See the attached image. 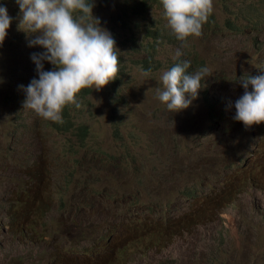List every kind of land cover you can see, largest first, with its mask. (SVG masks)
I'll return each mask as SVG.
<instances>
[{
  "label": "rangeland",
  "instance_id": "374dc122",
  "mask_svg": "<svg viewBox=\"0 0 264 264\" xmlns=\"http://www.w3.org/2000/svg\"><path fill=\"white\" fill-rule=\"evenodd\" d=\"M97 2L96 17L118 32L125 44L121 50L125 75L110 102L109 84L100 91L90 89V95L82 97L85 107L80 115L68 113L63 127L56 128L45 119L36 118L33 110L24 109L26 96L21 92L39 78L32 55L44 49L30 46L35 35L27 37L19 29L22 14L16 0H0L12 20L0 46V264H11L8 257L14 245L10 236L16 228L12 220L26 213L31 214L28 220L35 222L37 229L40 224H51L48 228L59 234L60 243L75 249L85 238L86 229L76 226L79 211L73 212L72 207H78L83 199L99 201L104 197L92 193L96 183L97 192L124 190L128 183V188L148 194H137V200H129L130 193L126 194L127 215L115 217L121 222H132L133 212L144 214L146 210L141 206L153 204L156 192L160 211L173 203L178 215L191 206L193 212L186 210L176 222L189 235L195 218L196 259L192 252L186 264H264V131L246 135L233 125L229 113L236 77L264 63V0L228 1L230 12L240 22H244L239 14L241 7L249 12L257 10L254 19L258 27L244 33L235 32L227 24V15L213 0L218 10L212 26L200 37L189 38L187 47L173 39L171 28L158 10L154 11L155 23L140 21V33L134 37L123 31L118 21L131 0ZM205 24H211L209 18ZM154 33L158 37H153ZM178 50L205 63L213 72L209 79L210 103L195 99L188 109L171 113L157 100V93L161 72L175 59ZM151 55L157 60L155 64L147 63ZM53 68L45 61L46 71ZM11 69L18 71L11 74ZM112 108L118 110L119 119H113ZM212 118L216 119L214 123ZM81 126L86 128L83 134ZM218 190L222 194H208L201 199ZM154 199L158 201L159 197ZM62 202L69 208L67 218L57 214L56 207H63ZM85 210L89 219L95 216L94 208ZM138 223L142 226V221ZM95 224L96 236L112 233L104 228L101 216ZM201 224L208 232L196 239V229ZM110 225L116 235H123L133 245L135 256L143 263L158 249L156 228ZM28 227L32 229V224ZM166 235L171 243L175 241L173 226ZM177 235L182 236L183 232L177 230ZM41 245L34 233L33 264L41 258ZM165 246L164 242L162 248ZM170 252L162 251L160 264H183L184 252ZM59 254L71 255L66 250ZM99 255L90 249L81 257L91 264H107L102 258L96 260ZM124 255V250L115 253L120 264H130L124 261ZM79 261L76 257L74 263L67 264ZM147 264H158V260Z\"/></svg>",
  "mask_w": 264,
  "mask_h": 264
},
{
  "label": "clouds",
  "instance_id": "9594fccd",
  "mask_svg": "<svg viewBox=\"0 0 264 264\" xmlns=\"http://www.w3.org/2000/svg\"><path fill=\"white\" fill-rule=\"evenodd\" d=\"M215 1L227 15V24L235 32L244 33L247 29L258 27V23L253 24L248 20L249 14L253 11L256 13V9L249 12L241 7L239 14L243 17L244 22H240L238 16L230 12L229 0ZM16 2L22 14L19 29L24 31V35L27 37L35 35V39L29 41L30 46H39L44 49L43 52L32 55L39 78L33 79L24 89L25 92H21V95L26 96L23 102L24 109L33 110L36 113V118L45 119V122L50 126L63 127L62 124L68 113L78 116L84 110L85 103H83L82 97L89 96L90 89L100 91L109 84V94L112 87L110 82L117 79L119 73V59L125 58L121 51L125 44L118 32L104 26L103 21L96 17L98 15L97 0H16ZM93 9L95 13H93ZM155 10L160 12L162 18L171 28L173 39L181 42L182 47H187L189 38L200 37L206 29L212 26L218 7L213 5V0H155L148 14L149 20H154ZM208 18L211 21L209 25L205 24ZM11 22L7 8L0 6V46L3 45L8 35ZM146 22L151 23L150 21ZM123 31L130 32L129 30ZM130 34L134 36L131 32ZM45 61L54 66L53 70H45ZM156 62V58L151 55L147 63L155 64ZM149 69H152V66ZM161 73L157 100L171 113H179L188 109L195 99L210 103L209 79L213 72L205 63L195 61L190 54L181 53L178 50L175 59L165 66ZM236 84L229 104L230 119L233 125L248 136L254 135L258 131H264V63L246 74L237 76ZM114 96L115 94H109V102ZM65 107L67 109L64 112ZM111 112L113 119L120 118L116 108H112ZM215 120L212 118V123ZM79 130L83 134L86 128L81 126ZM85 162L89 163L87 160H84ZM95 164L96 162L93 163V165ZM91 165L92 163L89 164V168ZM77 176H79L78 173ZM96 184L91 188L92 193L103 194L104 197H100L99 201L83 199L77 203L78 207H72L73 212L79 211L76 226L81 225L86 229V232L83 233L85 238L75 249H67L60 243L59 234L48 228L51 227V224H40V229H37L36 223L31 219L28 220V216L31 214L26 213L12 220L16 228L10 236L14 247L9 252L8 263L33 264L34 233L42 242V245L38 247L41 251V258L36 261L37 264H67V262H73L76 257H79L80 261L75 264H91L89 259L81 257L87 255L90 249L99 252L100 255L96 260L102 258L107 264H120L115 257L118 250L125 251L123 259L130 264H136L137 261L140 264H147L154 259H157L160 264L159 258L162 251L166 249L171 252L177 250L184 252L183 264L190 260L192 252L196 259V240L193 237L194 216L192 215L193 225L189 235H186L184 227H178L176 223L177 216L181 213H185L188 209L193 212L191 206L178 215L173 203H170L169 207L166 204L164 211H160V196L156 192L153 196V204L145 203L141 206L146 210L144 214L133 212L130 214L132 222H121L115 217L127 215L124 212L127 209L128 201L126 194L130 193L129 200H137V194L145 193L128 188V183L124 190L111 191L109 194L97 192ZM152 192H154L153 188ZM219 193L222 194V191L207 193L202 195L201 199L205 195L218 196ZM188 195L194 201L198 200L195 195ZM155 196L159 197L158 201L154 199ZM62 203L63 207H56L57 214L67 218L69 208L65 202ZM87 207L95 209V216L92 219H89L87 215L85 210ZM120 209L123 212L118 214L117 211ZM199 209L202 212L203 207L200 206ZM81 210H84V214L81 213ZM100 216L104 228L111 230V234L95 235L97 230L95 220ZM139 221H142V226L138 223ZM173 221L174 224H172ZM29 223L32 224V229H29ZM111 223L125 224L132 229L156 228L160 240L158 249L153 251V255L147 257L146 263H143L140 257L135 256L136 249L133 245L123 235H116V229L110 225ZM172 226L176 235L173 243L166 235V230ZM177 230L182 231L183 235H177ZM196 231V239H198V235L207 234L208 228L201 224V228ZM164 242L166 246L162 248ZM203 246L206 244H202ZM60 250L69 251L71 255H61L59 254ZM45 257L49 259H45Z\"/></svg>",
  "mask_w": 264,
  "mask_h": 264
},
{
  "label": "trees",
  "instance_id": "16d2710c",
  "mask_svg": "<svg viewBox=\"0 0 264 264\" xmlns=\"http://www.w3.org/2000/svg\"><path fill=\"white\" fill-rule=\"evenodd\" d=\"M132 4H125L126 11H124L123 16L119 17L118 21L120 23V28L122 30H129L134 37L138 35V31L140 29V21L146 22L150 21L152 24L154 23V20H149L148 14L151 8L153 7V4L155 0H146V1H138V0H131ZM255 11L251 12L248 16V20L253 23L257 24V22L254 20L253 14ZM233 26H236V24H233ZM153 37H158L156 33L153 34ZM150 58L147 60L149 62ZM124 63L125 58L119 59V73L117 75V79L110 82L112 87L109 91L110 95H114L117 91V87L122 83V78L125 75L124 70ZM11 74L17 73V69H11ZM67 107L64 108V112L66 111Z\"/></svg>",
  "mask_w": 264,
  "mask_h": 264
}]
</instances>
